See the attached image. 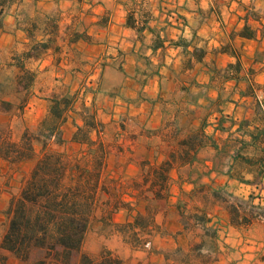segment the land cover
Instances as JSON below:
<instances>
[{"label":"crops","instance_id":"1","mask_svg":"<svg viewBox=\"0 0 264 264\" xmlns=\"http://www.w3.org/2000/svg\"><path fill=\"white\" fill-rule=\"evenodd\" d=\"M0 9L1 87L10 71L32 78L18 87L29 95L15 114L0 110L13 138L88 80L63 112L65 145L54 149L79 160L101 144L115 179L152 180L146 169L166 168L161 233L129 264H185L171 253L190 227L215 244L216 264H264V0H0ZM88 114L102 126L89 132L94 146L72 139ZM34 151L17 164L0 159V241L16 178L29 176L41 146ZM110 221L128 222L127 210ZM102 243L82 251L111 249Z\"/></svg>","mask_w":264,"mask_h":264},{"label":"trees","instance_id":"2","mask_svg":"<svg viewBox=\"0 0 264 264\" xmlns=\"http://www.w3.org/2000/svg\"><path fill=\"white\" fill-rule=\"evenodd\" d=\"M1 14L2 9L0 16ZM241 36L253 35L245 28ZM27 87L28 84H25V89ZM22 100L21 104L25 102V97ZM4 104L12 106L9 101L0 99V108ZM69 104V99H63L52 106L50 114L56 123L64 121L62 115ZM56 123L44 129L42 141L30 138L28 131L15 141L6 131L0 130L1 160L17 164L33 159L34 142L37 141L41 142L42 152L18 196L11 199L7 208L8 223L0 241V264H8L9 255L28 263L34 253L43 255L36 264H45L58 250L60 263L70 264L73 255L80 253L82 249L93 218L99 178H91L87 170L80 171L78 178L72 173L67 174L73 168L68 164L64 153L47 150V143L52 137L58 144L63 143ZM78 131L73 135V141L81 140L78 138ZM100 149L102 150L101 147ZM147 220L148 211L145 215L138 213L134 221L126 225L144 229L150 227ZM77 264L125 263L104 250L96 256L81 253Z\"/></svg>","mask_w":264,"mask_h":264},{"label":"rangeland","instance_id":"3","mask_svg":"<svg viewBox=\"0 0 264 264\" xmlns=\"http://www.w3.org/2000/svg\"><path fill=\"white\" fill-rule=\"evenodd\" d=\"M101 63L104 62L101 61L99 65ZM5 74H10L9 76L11 78V84L0 87V99L5 101L12 100L13 106L10 107L4 104L1 105L0 110L4 112H8L6 110H9L12 114H15L17 110L16 106L18 100H22L24 97L29 95V92H25L23 89H18V87H20V84H30L32 78L31 74L26 72L22 74H16L14 73V71H10V73ZM90 87L91 81L86 80V82L80 88L79 92L75 94L70 99V101H72L73 103L77 102L81 98V94L85 93ZM90 122H92L91 125ZM54 123H56L55 120L49 117L48 119L41 122V124H39V126H37L35 129H26L25 131H28L30 138L42 141L43 139L41 134H43L44 129L52 126ZM61 123V121H58L56 123L59 131ZM0 130H3L4 132L6 131L9 136L15 141H18L21 138H13L11 129L9 128L8 124H0ZM91 130L102 132V126L100 124L96 125L93 122L91 115L88 114L85 117L83 126L81 127L80 131H78V138L81 139L80 142L86 143L90 146L96 145L95 141L89 139V132ZM115 139H117V142L122 140L121 127L117 131ZM39 141L34 142V145L38 144L39 146H41V142ZM88 141H90V144L88 143ZM53 143L58 146H64L65 141L63 140L62 144H58L56 139L52 142L50 139L47 143V150L64 153L68 164L73 168L71 172L69 171L67 172V174L72 173L73 175H75V178H78L80 171L87 170V173L91 178H99L93 218L86 232L82 248L86 247L87 249H97L100 248V245L103 244L102 242L105 241H107L109 245H111V249L102 246L100 251L97 253H91L88 251L85 252L81 249L80 253H75L73 256L77 257L81 253H87L96 256L101 251L108 250L112 253V255L120 258L125 264H129V261L133 259V253H135L136 250H139L143 247L151 248L150 239L154 234L161 233L159 226H157L156 224V220L157 218H161L162 215H166L167 213L164 205H162V210H160V203L164 199L162 191L166 168L164 166L160 167L158 171L151 170L150 168L146 169L143 174H145L147 177L151 176V178H153L152 180L145 179L127 181L120 178H110L109 176H111V174L107 173V164L103 165V158L100 153L101 144L97 146V149L95 150L96 154L92 155L91 158L85 157L77 160L76 157H72L71 155L66 153V151L54 149ZM41 154L42 152L40 151L36 160L41 156ZM27 178H29V176H27ZM27 178H16V181L19 185L16 188L15 193L12 194L11 199L18 196L20 189L22 188ZM147 185L149 186L148 188H150V190L152 189L154 193H150L148 189H146ZM142 206H145V210L143 212H140L138 208ZM120 207L127 210L129 221L124 224H114L110 221L111 215L114 213V209ZM147 211L149 218V220L147 221L150 227L144 229H134L126 225L129 222H133L135 216L138 213L145 215ZM7 223L8 218L6 216V228ZM6 228L4 229L5 231ZM191 229L192 228L190 227L187 240L185 239L184 242L181 243L182 248L176 249L173 254L171 253L172 259H174L178 263L183 262L185 264H216L218 258L217 254L215 253V244L209 241H200V231L195 230L196 228H194V230ZM10 256L13 257L12 255H9L8 259ZM42 256L43 255L41 253H34L32 254L29 262L24 263L36 264L37 260L42 258ZM75 260V258H72L70 264H76ZM234 262L235 260H232L231 264H234ZM45 264L61 263L60 260L57 262V255L55 254Z\"/></svg>","mask_w":264,"mask_h":264}]
</instances>
